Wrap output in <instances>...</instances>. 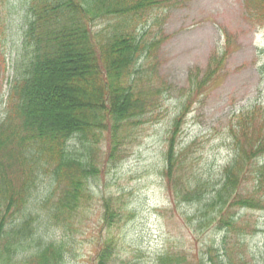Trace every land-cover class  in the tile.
Returning a JSON list of instances; mask_svg holds the SVG:
<instances>
[{
	"label": "trees",
	"instance_id": "obj_1",
	"mask_svg": "<svg viewBox=\"0 0 264 264\" xmlns=\"http://www.w3.org/2000/svg\"><path fill=\"white\" fill-rule=\"evenodd\" d=\"M10 2L0 0L1 48L9 36L16 48L8 97H0V264H64V244L83 211L102 204L101 227L118 225L124 206L110 212L119 203L97 197L95 185L143 129L166 116L169 87L156 71L165 41L148 26L159 25L155 13L169 0H16L12 21ZM244 7L251 19L264 20V0H244ZM220 69L210 64L204 80L192 83L195 94L167 131L160 176L172 207L206 201L194 232L188 228L192 235L214 231L199 248V264H245L240 250L256 235V221L245 214L264 212V105L232 115L218 132L222 158L200 177L186 174L196 143L182 146L187 115L216 86ZM60 79L68 87L57 88ZM69 111L78 115H64ZM110 248L102 246L95 264H107ZM175 255L157 260L189 264Z\"/></svg>",
	"mask_w": 264,
	"mask_h": 264
},
{
	"label": "rangeland",
	"instance_id": "obj_2",
	"mask_svg": "<svg viewBox=\"0 0 264 264\" xmlns=\"http://www.w3.org/2000/svg\"><path fill=\"white\" fill-rule=\"evenodd\" d=\"M15 1L11 0L8 6L11 21ZM155 16L161 18L160 23H151L148 31L162 35L165 41L158 54L156 71L169 87L164 99L166 116L160 124L143 129L138 144L131 146L123 161L95 185L97 197H111L119 203L110 212L124 206L118 225L111 230L101 227V203L102 208L94 204L83 211L73 221L82 220L81 223L74 225L75 231L64 244L67 252L64 264H95L102 246H111L112 252L114 243L117 247L107 264H161L157 257L165 252L176 254L183 263L199 264L195 258L199 248L203 242L209 243L214 231L192 235L194 231L190 229L198 224L196 218L202 217L206 201L196 208L182 205L178 210L176 205L171 206L160 176L167 131L181 114L187 98L195 94L192 83L204 80L210 64L221 68L216 86L194 101L183 129L182 146L196 143L192 146L195 165L187 170L188 177L192 174L200 177L214 158H222L218 132L228 129L235 112L264 105V75L259 72L264 65V20L251 19L244 0H169L167 7ZM15 29L19 31L17 25ZM9 38L4 51L0 41V97L4 99L8 97L13 76L9 66L11 69L16 51L15 37ZM65 84L60 79L56 86L68 87ZM65 94L70 100H84L81 94ZM58 114L64 113L55 116ZM64 115L75 117L78 113L69 111ZM104 147H100L103 152ZM245 216L256 221V235L243 245L245 253L240 250L245 255L242 262L264 264V212ZM55 239L59 242L60 236Z\"/></svg>",
	"mask_w": 264,
	"mask_h": 264
}]
</instances>
